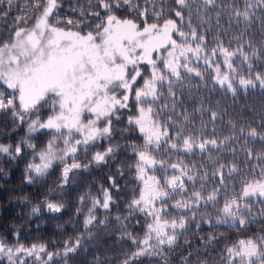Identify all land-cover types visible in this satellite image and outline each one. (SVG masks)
Segmentation results:
<instances>
[{
  "label": "snow or ice",
  "instance_id": "obj_1",
  "mask_svg": "<svg viewBox=\"0 0 264 264\" xmlns=\"http://www.w3.org/2000/svg\"><path fill=\"white\" fill-rule=\"evenodd\" d=\"M89 2L91 4V0ZM197 2L195 11L201 24L208 22L210 10L220 7L219 0H174L176 7L168 9L177 18L173 19L165 15L163 3L156 10L154 0H144L145 4L153 5L151 9L142 8L139 0H95V7H90L87 13L80 10L83 19L69 18L66 26H61L56 15L61 7L59 0H32L34 15L15 17L8 37L0 40V112L10 111L21 123L25 116L35 114V118L27 123L26 136L15 145L14 154L11 145H0V153L15 158L27 146L34 153V159L39 160L28 164L26 171L29 174L44 176L53 162L59 160L64 165L62 180L66 183L74 170L88 167L78 162L80 147L87 150L89 145L102 140L109 141V146L103 152H95L91 159L97 165L106 162L118 147L111 143L117 130L116 122L125 114L123 110L131 109L134 102L135 112H128L127 127L120 129L121 132H138L142 139V143L128 144L133 157L129 167L134 170L140 186L139 196L134 197L128 207L150 218V222L146 224L142 239L128 234L136 249L123 264H133L146 255H163V246L171 249L176 245L178 230H185L187 221L185 215L167 218L169 201L174 209L192 212L193 218L202 203L213 207L219 204V194L226 191L225 170L227 176L232 177L240 167L235 161L220 162L218 155L214 157L213 150L224 151L227 142L241 138L245 146L250 139L264 143V127L258 130L240 126L237 132V125L229 121L232 134L219 139L215 128L217 111L197 108L195 112L201 116V127L197 130L192 114L181 108L183 102L179 90L187 86L185 81L193 76L204 80V72L193 65V60L203 62L211 69L213 83L232 96L237 95V83L245 92L257 85L264 90V72L246 77L237 67L239 58L251 73L252 61L264 59V40L259 49L250 40L245 41L247 50L243 44L232 49L221 43L217 36L209 53L206 36L192 23V5ZM13 3L14 0H0V6H5L0 19L7 16ZM227 7L231 19L237 24L248 25L257 8L264 10V0H243V8L232 0ZM184 9L188 10V30L182 27ZM22 12L26 13L27 9ZM121 12L132 15H121ZM89 16L95 20L85 30L82 25ZM218 17L219 13L217 24ZM30 19L31 24L28 23ZM243 35L241 33L236 39L240 40ZM218 57L222 58V65L213 63ZM141 65H147V69H142ZM141 80L142 84L139 83ZM45 107L49 113L43 118L40 113ZM205 112H210L208 122L203 120ZM208 123L212 124L211 136L205 135ZM261 124L264 125V118ZM37 133L50 136L39 149L32 142ZM197 150L200 154H208V161L214 165L211 175L219 186L210 191L206 190L209 182L206 165L201 164L198 168L186 162V158L195 155ZM245 151L248 160L255 156L260 162L259 175L251 173L253 178L242 182L239 193L226 196L223 206L218 209L217 223L231 221L232 226L238 223L244 227L251 222L249 218H254L252 201L264 204V151L254 154L247 147ZM251 167L255 169L257 165ZM28 179L31 182V175ZM110 181L115 187V180L110 178ZM110 203L112 196L108 189L103 190L102 201L93 198L85 227L96 219L95 208L107 210ZM47 208L58 213L62 205L49 202ZM32 211L36 213L39 209ZM261 215H264V209ZM213 239L209 237L208 242ZM79 246V238L74 245L66 243L64 255L75 252ZM21 254L34 257L39 264H49L53 256L58 255L47 252L43 244L25 247L17 241L9 246L0 238V256L6 257L8 264H28ZM225 254V264H264V236L241 239L226 247Z\"/></svg>",
  "mask_w": 264,
  "mask_h": 264
},
{
  "label": "trees",
  "instance_id": "obj_2",
  "mask_svg": "<svg viewBox=\"0 0 264 264\" xmlns=\"http://www.w3.org/2000/svg\"><path fill=\"white\" fill-rule=\"evenodd\" d=\"M32 0H14L13 5L8 10L7 16L0 19V40L6 39L9 29L13 26L14 18L20 15L33 16L31 9ZM61 7L56 11V15L61 20V26H66V20L83 19L80 10L85 13L90 7H95V0H59ZM156 10L163 3L165 15L175 18L174 14L168 11L174 5V0H154ZM243 8V0H235ZM220 7L210 10L208 22L201 24L197 16L196 9L198 2L192 5V23L197 31L206 36V44L209 49L216 44L215 37L219 36L220 42L226 47L235 49L238 44H243L247 50L245 41H251L258 49L261 48V41L264 40V10L257 8L256 15L252 18V23L245 25L237 24L229 16L230 9L227 4L232 0H219ZM140 6L152 8V4H145L144 0H139ZM5 6H0V12ZM27 9V12L22 10ZM185 20L182 27L187 29L188 10L184 9ZM217 13H219V24H217ZM121 15H132L121 12ZM95 20L94 17H87V21L82 25L86 30L89 23ZM29 24L32 23L30 19ZM244 35L237 40L236 37ZM179 39V37H175ZM253 69L249 73L247 65L241 64L237 58V67L240 74L254 75L257 72H264V59L253 60ZM197 66V65H195ZM142 69H147V65H141ZM162 67V65H161ZM204 80L198 77H191L186 80L187 86L179 90L182 100L181 108H186L192 114V120L197 130L201 127V116L196 114L197 108H208L218 112L215 121L216 134L219 139L231 135L229 121L237 125L238 132L240 126L245 128L251 126L260 130L264 118V90L259 86L255 89H248L247 92L239 88L237 83V95L232 96L222 90L212 81V74L203 70ZM182 71V70H181ZM149 74V73H145ZM187 75V74H185ZM140 84L143 81H139ZM166 91V88H165ZM124 115L116 122L117 130L111 143L118 146L113 155L109 156L106 162L97 165L92 161V155L103 152L109 141H97L89 145L88 149L82 146L77 152L78 162L88 165L86 169L74 170L69 174V179L65 183L62 180L63 164L52 165L44 176L29 174L27 166L29 163L38 162L34 159V153L25 146L20 156L13 158V155L0 153V238H3L9 245H15L17 241L25 247L33 244H43L47 252L58 253L54 255L49 264H123V261L135 251L136 246L132 244L128 234L131 233L137 239H142L146 230V224L150 218L138 211L133 212L128 205L134 197L139 196V183L135 180L134 170L129 167L133 161L129 143H142L138 132H121L120 129L127 127V114L129 111L135 112L134 102L131 109L123 110ZM49 109H42L40 115L45 118ZM35 114L25 116L24 122L14 118L10 111L0 112V145H15L22 141L27 134V123ZM203 120H210V112L203 114ZM191 127V125H189ZM205 135H212V124L208 123ZM50 136L37 133L32 137V142L37 148H42ZM251 148L253 153L264 151V143L259 139L252 141L245 146L244 139L227 142L224 151L213 150L214 157L218 155L219 161L231 163L235 161L240 171L232 177H225L227 180L226 191L219 194V204L213 207L212 204H201L195 212L178 211L168 208L169 219L186 216V229L181 231L176 245L169 249L163 246V255L142 256L133 264H225L226 247L236 244L241 239L258 238L264 236V215H261L264 204L257 200L252 201L254 218H249L251 222L244 227L215 225V220L219 218L218 209L223 206L226 196L239 193L242 182L252 179L251 173L259 175V163L255 156L248 160L245 148ZM235 149V152L232 151ZM183 156V154H181ZM208 154H200L197 150L195 155L186 158L189 164H195L198 168L201 164L206 165L205 170L209 174V182L206 190L210 191L214 186H219L212 178L214 171L213 163L207 159ZM71 162V158H68ZM247 165V166H246ZM257 165L255 169L251 166ZM122 173V174H121ZM31 175V182L28 176ZM115 180V187L110 181ZM199 188V181H197ZM108 189L112 196V203L109 209L97 207L93 210L96 219L91 225L85 227L84 221L88 216L89 209L92 208L93 198L103 200V190ZM191 190V185H189ZM81 197L84 198L83 202ZM179 197H177L178 199ZM58 203L62 205L61 211L53 213L48 210L47 203ZM33 208L39 211L33 213ZM119 218V219H118ZM100 221H104L103 224ZM199 225V226H197ZM209 237L214 239L209 243ZM77 238L80 239V246L75 252L67 256L62 255L65 244H75ZM186 258V259H185ZM0 264H8L0 261ZM32 264V263H31Z\"/></svg>",
  "mask_w": 264,
  "mask_h": 264
},
{
  "label": "rangeland",
  "instance_id": "obj_3",
  "mask_svg": "<svg viewBox=\"0 0 264 264\" xmlns=\"http://www.w3.org/2000/svg\"><path fill=\"white\" fill-rule=\"evenodd\" d=\"M192 63H193V65H197V66H200V67H202L203 68V70H206L207 72H209V73H211L212 75L214 74L213 72H212V70L211 69H207L206 68V66L204 65V63L203 62H198V61H196V60H193L192 61ZM213 63H220L221 65L223 64V61H222V58H219L218 57V59L217 60H214L213 61ZM224 70H226V69H224ZM183 71V70H182ZM219 86V85H218ZM87 115V114H86ZM46 118V117H45ZM60 147H63V144H62V142H60ZM82 147V146H81ZM69 158H71V157H69ZM38 162H39V160H38ZM37 162V163H38ZM57 163H61L59 160H56V161H54L53 162V164L52 165H54V164H57ZM180 198V197H179ZM178 198V199H179ZM171 204H172V201H169V203H168V208L170 207V208H172L171 207ZM173 209V208H172ZM178 211H184L183 209H180V210H177V212ZM179 218V217H178ZM218 220V219H217ZM217 220H215V225H217V226H221V225H227V226H232V224H231V221H229L227 224H224V223H217ZM237 225H238V223H237ZM179 232H181L180 230H178ZM165 246H167V245H165ZM61 254L62 255H64V250H62L61 251ZM41 256H42V258L44 259V260H47V256L44 254V253H41ZM21 258H24V259H27V261H28V264H39V262H37V261H35V258L34 257H23L22 256V254H21ZM0 261H5L6 263H8V260H7V258L6 257H4V256H0ZM50 262V261H49Z\"/></svg>",
  "mask_w": 264,
  "mask_h": 264
}]
</instances>
